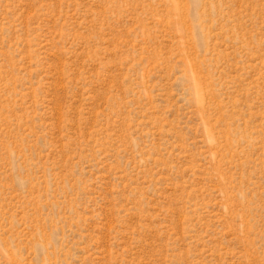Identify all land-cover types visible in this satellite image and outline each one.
Returning a JSON list of instances; mask_svg holds the SVG:
<instances>
[{
  "label": "rangeland",
  "instance_id": "obj_1",
  "mask_svg": "<svg viewBox=\"0 0 264 264\" xmlns=\"http://www.w3.org/2000/svg\"><path fill=\"white\" fill-rule=\"evenodd\" d=\"M0 264H264V0H0Z\"/></svg>",
  "mask_w": 264,
  "mask_h": 264
}]
</instances>
